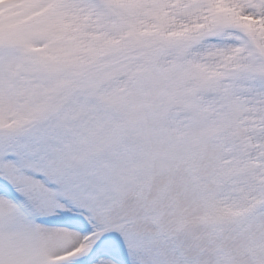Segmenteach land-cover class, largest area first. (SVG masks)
<instances>
[{
	"label": "snow or ice",
	"instance_id": "1",
	"mask_svg": "<svg viewBox=\"0 0 264 264\" xmlns=\"http://www.w3.org/2000/svg\"><path fill=\"white\" fill-rule=\"evenodd\" d=\"M0 264H264V0H0Z\"/></svg>",
	"mask_w": 264,
	"mask_h": 264
}]
</instances>
